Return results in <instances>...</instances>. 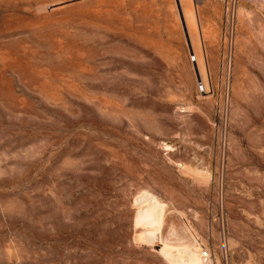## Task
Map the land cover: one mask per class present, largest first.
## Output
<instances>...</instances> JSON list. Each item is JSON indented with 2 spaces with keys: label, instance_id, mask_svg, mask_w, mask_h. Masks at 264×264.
I'll return each instance as SVG.
<instances>
[{
  "label": "rangeland",
  "instance_id": "1",
  "mask_svg": "<svg viewBox=\"0 0 264 264\" xmlns=\"http://www.w3.org/2000/svg\"><path fill=\"white\" fill-rule=\"evenodd\" d=\"M0 264H264V0H0Z\"/></svg>",
  "mask_w": 264,
  "mask_h": 264
},
{
  "label": "built area",
  "instance_id": "2",
  "mask_svg": "<svg viewBox=\"0 0 264 264\" xmlns=\"http://www.w3.org/2000/svg\"><path fill=\"white\" fill-rule=\"evenodd\" d=\"M196 3H201V2H204V1H208V0H194ZM211 1H215V2H218V3H222V2H224V1H226V0H211ZM203 256L204 257H207V253L206 252H204L203 253Z\"/></svg>",
  "mask_w": 264,
  "mask_h": 264
},
{
  "label": "bare ground",
  "instance_id": "3",
  "mask_svg": "<svg viewBox=\"0 0 264 264\" xmlns=\"http://www.w3.org/2000/svg\"><path fill=\"white\" fill-rule=\"evenodd\" d=\"M148 236H149V237H152V234H149ZM164 252L166 253L167 251H166V250H164Z\"/></svg>",
  "mask_w": 264,
  "mask_h": 264
}]
</instances>
